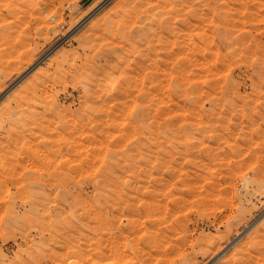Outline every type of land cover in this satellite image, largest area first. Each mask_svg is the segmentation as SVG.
Returning a JSON list of instances; mask_svg holds the SVG:
<instances>
[{"label":"rangeland","instance_id":"374dc122","mask_svg":"<svg viewBox=\"0 0 264 264\" xmlns=\"http://www.w3.org/2000/svg\"><path fill=\"white\" fill-rule=\"evenodd\" d=\"M0 264H264V0H0Z\"/></svg>","mask_w":264,"mask_h":264},{"label":"bare ground","instance_id":"6f19581e","mask_svg":"<svg viewBox=\"0 0 264 264\" xmlns=\"http://www.w3.org/2000/svg\"><path fill=\"white\" fill-rule=\"evenodd\" d=\"M102 4H103V3H102ZM102 4H101V5H102ZM99 6H100V5H99ZM221 10H222V9H221ZM238 11H239V10H238ZM239 12H240V11H239ZM196 15H197V14H196ZM193 16H194V15H193ZM225 18H226V17H225ZM209 21H210V20H209ZM205 22H206V21H205ZM214 24H215V23H214ZM136 25H137V24H136ZM192 25H193V24H192ZM218 25H219V24H218ZM230 25H231V24H230ZM228 27H229V26H228ZM163 28H164V27H163ZM127 29H128V28H127ZM236 29H237V28H236ZM143 30H144V29H141V30L136 31V32L133 34V37H134V38H135V37H138V38L141 39L142 36H143V32H142ZM188 30H189V29H188ZM185 32H188V31H185ZM211 32H212V31H211ZM188 34H189V33H188ZM124 36H125V35H124ZM165 36H166V35H165ZM165 36H164V37H165ZM102 37H103V36H102ZM164 37H163V39H165L167 36H166L165 38H164ZM99 38H100V37H99ZM103 38H104V37H103ZM184 38H185V37H184ZM201 38H202V37H201ZM212 38H213V37H212ZM125 39H126V38H125ZM218 39H219V38H218ZM147 40H148V39H147ZM167 40H168V39H167ZM167 40H166V41H167ZM201 40H205V39H204V36H203V38H202ZM163 41H164V40H163ZM210 41H211V40H210ZM200 42H201V41H200ZM202 42H203V41H202ZM114 43H115V42H114ZM117 43H118V42H117ZM168 43H170V42H168ZM210 43H211V42H210ZM151 44H153V43H151ZM154 44H155V43H154ZM154 44H153V46H154ZM161 44H164V43H161ZM161 44H159V45H161ZM213 44H214V43H213ZM215 44H216V42H215ZM122 45H123V44H122ZM165 45H166V43H165ZM167 45H169V44H167ZM173 45H174V44H173ZM216 45H217V44H216ZM162 46H163V45H162ZM149 47H151V45H150ZM164 47H165V46H164ZM216 47H217V46H216ZM122 48H124V47H122ZM153 48H154V50L156 49V47H153ZM153 48H152V49H153ZM149 49H150V48H149ZM161 49H162V48H161ZM163 49H164V48H163ZM167 49H168V48H167ZM169 49H171L170 46H169ZM112 50H113V49H112ZM146 50H147V49H146ZM171 50H172V49H171ZM152 51H153V50H152ZM167 51H168V50L165 49V52H167ZM174 51H175V50H174ZM178 51H179V50H178ZM146 52H147V51H146ZM146 52H145V54H148V53H146ZM150 52H151V49H150ZM168 52H169V51H168ZM156 53H157V52H156ZM170 53H171V51H170ZM170 53L168 54V56H169L168 58H170L171 56L173 57V55L170 54ZM185 53H186V52H185ZM199 53H200V52H199ZM191 54H192V53H191ZM197 54H198V53H197ZM199 55H200V54H199ZM118 56H119V55H118ZM146 56H148V55H146ZM156 56H157V55H156ZM178 56H179V55H178ZM107 57H108V56H107ZM149 57H150V56H149ZM149 57H147V58L149 59ZM174 57H175V56H174ZM181 57H182V56H181ZM185 57H186V56H185ZM212 57H213V56H212ZM191 58H192V57H191ZM194 58H196V57H194ZM138 59H139V58H138ZM151 59H152V58H151ZM151 59H150V61H151ZM165 59H166V58H165ZM170 59H171V58H170ZM176 59H177V58H175V60H176ZM189 59H190V58H189ZM204 59H205V58H204ZM143 60H144V59H143ZM143 60H142V61H143ZM155 60H156V59H155ZM167 60H168V59H167ZM172 60H173V59H172ZM196 60H197V59H196ZM144 61H145V60H144ZM156 61H157V60H156ZM156 61H153V62L156 63ZM168 61H169V60H168ZM181 61H182V60H180L179 62H181ZM198 61H199V60H197V62H198ZM204 61H205V60H204ZM121 62H122V61H121ZM145 62H147V61H145ZM183 62H184V61H183ZM200 62H201V61H200ZM140 63H141V62H140ZM148 63H149V61H148ZM148 63H147V64H148ZM155 63H154V64H155ZM157 63H158V62H157ZM157 63H156L155 65H157ZM137 64H138V63H137ZM143 64H144V63H143ZM141 65H142V64H141ZM142 66L144 67L145 65H142ZM146 66H147V65H146ZM149 66H150V65H149ZM169 66H170V65H169ZM154 67H155V66H154ZM159 67H160V66H159ZM159 67H158V68H159ZM173 67H174V66H173ZM188 67H189V66H188ZM139 68H140V67H139ZM146 68H147V67H146ZM148 68H149V67H148ZM160 68H161V67H160ZM167 68H168V67H167ZM169 68H170V67H169ZM169 68H168V69H169ZM142 69H143V68H142ZM177 69H178V68H177ZM179 69H181V68H179ZM140 70H141V69H140ZM158 70H159V69H158ZM141 71H142V70H141ZM141 71H140V72H141ZM156 71H157V70H156ZM167 71H168V70H167ZM187 71H190V70H187ZM161 72H162V71H161ZM164 72H165V71H164ZM164 72H163V73H164ZM184 72H185V70H184ZM190 72H191V71H190ZM138 73H139V72H138ZM113 74H114V73H113ZM152 74H155V75H156V73H152ZM166 74H167V73H166ZM166 74H165V75H166ZM188 74H189V73H188ZM114 75H115V74H114ZM129 75H130V74H129ZM112 76H113V75H112ZM129 77H130V76H129ZM152 77H153V76H152ZM152 77H151V78H152ZM180 77H181V76H180ZM154 78H155V77H154ZM110 79H111V78H110ZM113 80H114V79H113ZM153 80H154V79H153ZM116 81H117V80H116ZM151 81H152V80H151ZM116 83H117V82H116ZM169 83H170V82H169ZM111 85H113V83H112ZM111 85H110L109 87H111ZM114 85H115V84H114ZM163 85H164V84H163ZM164 86H166V85H164ZM96 87H97V86H96ZM115 87H116V86H115ZM111 88H112V87H111ZM151 90H152V89H151ZM153 90H154V91H157V90H158V89H157V86H156Z\"/></svg>","mask_w":264,"mask_h":264}]
</instances>
